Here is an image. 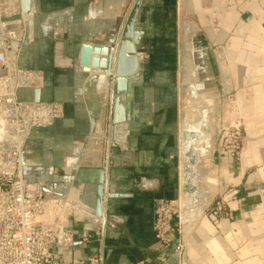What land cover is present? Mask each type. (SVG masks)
I'll return each instance as SVG.
<instances>
[{
  "label": "crops",
  "instance_id": "obj_1",
  "mask_svg": "<svg viewBox=\"0 0 264 264\" xmlns=\"http://www.w3.org/2000/svg\"><path fill=\"white\" fill-rule=\"evenodd\" d=\"M135 1L33 0L24 22L19 0H0L18 10L24 26L14 53L19 67L44 79L41 89L20 90L19 100L63 105L61 119L27 140L24 177L42 183L52 198L68 196L87 207L68 224L75 236L70 264L92 256L102 264H264V0H182L181 6L142 0L135 24L140 68L129 81L126 121L112 140V94L101 97L104 87L97 91L90 71L79 66L80 45L115 33ZM180 12L194 16L186 32ZM181 60L190 92L209 91L219 101V88L230 80L235 102L226 104L219 123L237 113L245 144L229 159L214 143L206 159L207 204L227 192L228 217L204 213L193 227L174 220L166 248L153 224L158 201L181 197L180 132L189 115L179 103ZM178 241L185 245L181 260L174 255Z\"/></svg>",
  "mask_w": 264,
  "mask_h": 264
},
{
  "label": "built area",
  "instance_id": "obj_2",
  "mask_svg": "<svg viewBox=\"0 0 264 264\" xmlns=\"http://www.w3.org/2000/svg\"><path fill=\"white\" fill-rule=\"evenodd\" d=\"M0 7L4 11L0 19V264H70L75 236L68 224L76 215H86L87 207L68 196L50 197L42 183L28 181L23 173L27 140L61 119L63 105L19 100L20 90L42 88L43 74L19 67L11 43L18 49L24 42L20 13L4 2ZM241 140L240 122L233 121L218 133L215 143L219 152L234 159ZM206 212L217 221L229 215L224 199H214ZM181 214L180 198L157 202L153 232L166 248L172 245V222L182 225ZM184 250L185 245L178 241L174 247L178 260ZM85 264H102V260L92 256Z\"/></svg>",
  "mask_w": 264,
  "mask_h": 264
},
{
  "label": "water",
  "instance_id": "obj_3",
  "mask_svg": "<svg viewBox=\"0 0 264 264\" xmlns=\"http://www.w3.org/2000/svg\"><path fill=\"white\" fill-rule=\"evenodd\" d=\"M142 0H136L130 12L123 21L121 27L115 33L97 43H82L80 45L79 66L81 68H91L93 75L104 76V96L107 98L112 94V113L110 123L112 128V140L116 126L126 121L127 93L129 90V81L136 76L140 68L137 54L140 52L137 48V37L140 32L136 29V15ZM20 11L24 22L31 18L33 0H19ZM183 31L186 32V24H183ZM13 51L17 50V44L11 43ZM183 75L186 76V70L183 68ZM225 88V87H224ZM229 92H227L228 94ZM198 134L183 133L184 141L195 139ZM106 138V136H103ZM245 141L242 139V149ZM196 162L192 149L186 154V159L182 161V183H181V204L183 214H188L194 204V194L196 188L193 184L194 172L191 166ZM102 197L98 198L96 204V213L99 214L102 208ZM190 217H192L190 215ZM197 220L190 223L193 227Z\"/></svg>",
  "mask_w": 264,
  "mask_h": 264
},
{
  "label": "rangeland",
  "instance_id": "obj_4",
  "mask_svg": "<svg viewBox=\"0 0 264 264\" xmlns=\"http://www.w3.org/2000/svg\"><path fill=\"white\" fill-rule=\"evenodd\" d=\"M179 17L181 18V21H183V24L184 23L186 24V27H187V24L190 23L189 21H191V19L194 18L193 15L191 14L188 15L187 13H184V12H180ZM183 24H182V27H183ZM189 48L190 47H188L187 44H184L185 50H189ZM138 60L140 63L139 58ZM184 62H187L186 58H184ZM182 64L183 63L181 60L180 61V76H179V81H178L179 103H180L181 109L186 107V111L189 113L191 120L189 121L188 114L183 118L184 123L181 126V132H180V163L182 165V161L186 159L187 152L189 151V149H192L193 155L196 158L195 164L191 166V169L194 172L193 184L196 188V191L193 197L194 204L190 209H188V214L187 213L183 214L184 211L182 210L181 222H182V226L191 227L190 223L192 221L197 220L204 213L208 214L206 212L208 204L204 206V208L202 209L200 213L197 211V202H196L197 199L195 198V196H196L198 189H201L198 186L204 187L209 192H211L209 188L207 187V183L210 182L211 179L208 177L209 170L206 167V159L210 157V155L212 154L213 146L216 141L218 133L219 132L221 133L222 130L225 129V127H227L233 121H238L240 122L241 129H242V139L244 135H243L242 121L239 118V115L237 113H234L227 123L223 125L219 123L220 119L223 117V111L225 112L230 109L229 108L230 106L228 107V105L226 104L233 105L235 102V92L230 91L231 90L230 80H228L227 78L224 79L223 87L219 88V95H220L219 101L216 99V96L211 95L209 91L199 92L196 90V88L192 87L191 92H190L187 90V87L189 86L190 81L192 79L189 78L188 70H186V76L183 75ZM104 86H105V82L103 84V87ZM227 92L229 93L227 94ZM101 97H105L104 93L102 94ZM101 97H100V100L102 102ZM105 118L108 119V109H107V114ZM106 119H105V123L107 125ZM183 133L198 134L199 136L195 139L184 141L182 138ZM103 136L107 137L108 133L103 132ZM241 143H242V140H241ZM215 146H216V151L219 152L218 146L217 145ZM241 149H242V145H241ZM181 173H182V168H181ZM181 178H182V175H181ZM226 194L227 192H225L224 195L221 197H216L215 200L224 199ZM213 196H212L211 201L213 200ZM190 215L192 217H190Z\"/></svg>",
  "mask_w": 264,
  "mask_h": 264
},
{
  "label": "bare ground",
  "instance_id": "obj_5",
  "mask_svg": "<svg viewBox=\"0 0 264 264\" xmlns=\"http://www.w3.org/2000/svg\"><path fill=\"white\" fill-rule=\"evenodd\" d=\"M181 1L182 0L179 1L180 2L179 3L180 6H181V3H182ZM85 69L90 71V80L96 86V88H97L96 90L98 91V89H100L103 86L104 82H105L104 76L99 75V74L93 75L91 68H85ZM136 77L137 76H134L131 80L135 79ZM127 96H128V93H127ZM97 99H99V98H97ZM93 100H94V98H93ZM198 187L201 188V189H198L195 198L197 199L196 200V202H197V211L200 213L202 211V209L204 208V206L207 205V203L209 201V192L204 187H200V186H198ZM180 199H181V197H180Z\"/></svg>",
  "mask_w": 264,
  "mask_h": 264
}]
</instances>
